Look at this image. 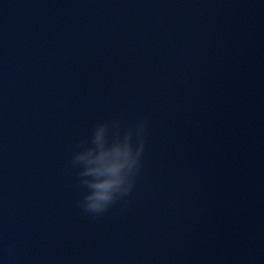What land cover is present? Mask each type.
I'll use <instances>...</instances> for the list:
<instances>
[{
	"label": "clouds",
	"instance_id": "1",
	"mask_svg": "<svg viewBox=\"0 0 264 264\" xmlns=\"http://www.w3.org/2000/svg\"><path fill=\"white\" fill-rule=\"evenodd\" d=\"M148 132L146 119L127 126L119 118L94 125L71 159L80 192L76 206L83 213L104 216L132 195L143 172Z\"/></svg>",
	"mask_w": 264,
	"mask_h": 264
}]
</instances>
